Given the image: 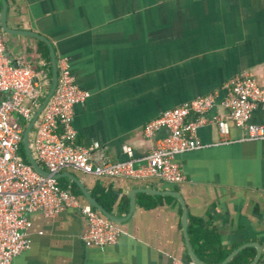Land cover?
<instances>
[{"label":"crops","instance_id":"1","mask_svg":"<svg viewBox=\"0 0 264 264\" xmlns=\"http://www.w3.org/2000/svg\"><path fill=\"white\" fill-rule=\"evenodd\" d=\"M5 6L7 27L16 32L1 30L7 54L43 73L40 103L51 87V54L57 76L65 58L75 85L90 94L75 107L73 127L76 145L99 144L97 163L127 160L122 147H128L141 164L166 136L159 131L146 138L147 123L197 98L216 93L223 99L237 76L264 86V0H0L1 29ZM225 113L216 105L205 115L195 134L205 148L174 158L182 183L60 173L62 185L78 188L82 205L92 207L84 193L99 207L100 190L115 195L107 213L118 221L100 215L118 230L117 243L85 246L86 223L71 210L50 219L32 214L28 249L13 264H192V220L218 232L226 260L254 249V264H264V140L245 142L246 133L235 127L222 137L215 121ZM263 122L261 107L252 123ZM140 194L153 198L139 199ZM174 194L186 206L185 229L184 209ZM152 201L154 208L141 207Z\"/></svg>","mask_w":264,"mask_h":264},{"label":"built area","instance_id":"2","mask_svg":"<svg viewBox=\"0 0 264 264\" xmlns=\"http://www.w3.org/2000/svg\"><path fill=\"white\" fill-rule=\"evenodd\" d=\"M1 30L0 27V264H13L27 251L28 216L32 214L50 219L71 210L86 223L85 246L106 247L117 243L119 232L111 222L91 206L80 204L78 197L59 189L55 176L65 170L93 178L182 183L185 177L174 158L206 147L195 134L205 123V115L216 105L226 112L215 121L222 137L228 136L230 128L235 127L246 133L245 142L264 140V122L252 123L256 110L264 108V86L241 75L229 81L223 99L218 100L216 93L197 98L147 123L146 138H152L159 131L166 132V136L156 142L154 149L140 160L141 164L132 159L128 147H122L127 160L97 163L94 154L99 144L76 145L77 133L73 127L75 107L83 104L90 94L75 85L69 64L63 58L58 63L56 88L31 133V153L50 174L41 176L22 160L19 151L26 129L24 124L31 120L41 101L45 76L7 55ZM172 264L184 263L173 260Z\"/></svg>","mask_w":264,"mask_h":264},{"label":"trees","instance_id":"3","mask_svg":"<svg viewBox=\"0 0 264 264\" xmlns=\"http://www.w3.org/2000/svg\"><path fill=\"white\" fill-rule=\"evenodd\" d=\"M42 50L40 52L41 58L48 64L50 62L48 50L45 45H39ZM50 76V73H49ZM27 127V123L24 124ZM33 130V129H32ZM19 155L22 160L29 164L30 163L27 159V155L24 150L23 143L20 145ZM40 168L47 172L45 167L38 163ZM57 186L59 189L70 193L71 195L75 196L76 198L80 196V192L75 185H71L67 187L66 185H62L59 181L57 182ZM99 197L96 198L98 204L108 213L112 212V204L115 201V195L109 192H103L100 190ZM94 195V193H93ZM139 199H149L153 198L151 196H147L144 194L139 195ZM155 199H161L162 197H154ZM153 203H146L142 202L141 207L145 210H150L157 205V201H152ZM94 209V208H93ZM126 212V209H123V213ZM188 236L190 238L191 246L195 250L196 256L204 263V264H221L226 260L229 253L222 249V245L219 240L218 232L211 228L208 224H205L201 220H192L190 226L188 228ZM256 254L254 249H245L240 254H238L230 264H250L253 259L254 255ZM188 264H191L190 260L188 259Z\"/></svg>","mask_w":264,"mask_h":264},{"label":"water","instance_id":"4","mask_svg":"<svg viewBox=\"0 0 264 264\" xmlns=\"http://www.w3.org/2000/svg\"><path fill=\"white\" fill-rule=\"evenodd\" d=\"M8 23H7V6H5V9L3 11L2 14V27H3V32L7 33V34H14L16 33L15 31L9 29L8 27ZM8 55V54H7ZM51 59L53 61V70H52V82H51V87L49 89V91L47 92V94L45 95V97L43 98L42 102L40 103L39 107L36 109L35 113L33 114L31 120L28 122L27 127L24 131V135H23V146H24V150L25 153L27 155V159L30 163V166L33 168V170L35 172H37L38 174H40L41 176L44 177H49L50 174H48L47 172L43 171L40 166L38 165V163L36 162L34 155L31 153L30 150V135L32 132V129L37 121V119L39 118L41 112L43 111L44 107L46 106L48 100L50 99V97L52 96L55 88H56V84H57V71H56V66L54 64V58L53 55L51 54ZM60 176H55V179H59ZM84 193V192H83ZM84 196L86 197V199L89 201L90 205H92V207H94L95 209H97V211L99 212V214H101L102 216H104L107 220L109 221H118L117 219L113 218L110 214H108L106 211H104L103 208L99 207L95 201H93L92 198H90L87 194L84 193ZM175 197H177L184 209V222H183V226L185 229L186 226V221H187V217H186V206L184 205V202L180 199L179 195L174 194ZM256 248V247H254ZM257 250H259L258 248H256ZM239 252L234 253L233 255H231L223 264H227L228 262H230ZM259 253V252H258ZM258 253L255 257V260H257L258 257ZM190 258L192 261V264H203L201 263L198 258L191 252L190 253ZM255 260L252 262V264L255 263Z\"/></svg>","mask_w":264,"mask_h":264},{"label":"rangeland","instance_id":"5","mask_svg":"<svg viewBox=\"0 0 264 264\" xmlns=\"http://www.w3.org/2000/svg\"><path fill=\"white\" fill-rule=\"evenodd\" d=\"M12 120H14V117L12 118Z\"/></svg>","mask_w":264,"mask_h":264}]
</instances>
